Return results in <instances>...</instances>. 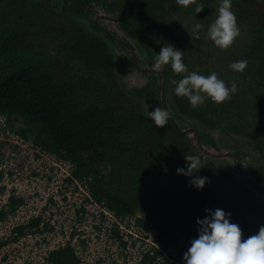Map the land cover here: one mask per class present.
Here are the masks:
<instances>
[{"label":"trees","instance_id":"16d2710c","mask_svg":"<svg viewBox=\"0 0 264 264\" xmlns=\"http://www.w3.org/2000/svg\"><path fill=\"white\" fill-rule=\"evenodd\" d=\"M85 1L66 0L69 3L66 10L82 17ZM194 1L185 6H192ZM130 2L118 26L136 42L152 34L163 15L177 14L181 8L178 0ZM123 3L118 0L114 6L122 8ZM258 3L255 7L248 0H231L238 23L246 25L250 35L247 49L238 59H246L248 63L237 73L236 91L223 102L206 98L195 108L188 99L183 101L177 95L168 102L166 86L170 73L164 71V107L170 114L182 115L212 129L230 131L245 128L240 120L245 113L264 122V3ZM203 8L194 13L209 18L212 12ZM38 17L37 7L26 11L18 0H0V116L8 121H21L23 127L17 133L22 139L69 163L67 181L82 184L88 201L106 209L117 220L136 212L141 215L135 222L147 232L155 233L154 246L136 264H160L159 260L168 251L178 250L181 254L180 240L189 241L198 235L196 218H203L208 208L230 212V222L242 229V239L264 225L263 206L241 179L213 160L203 163L196 173L208 177L202 189L178 179L163 191L151 190L149 184L160 182L167 168L164 132L144 116L139 103L132 102L115 84L110 45L86 35L75 23L68 30L61 25L42 29ZM41 32L60 39L59 51L64 58L79 62L80 74L70 68L60 71L52 65L57 57L36 45L37 34ZM160 90L161 86L151 82L140 89L137 97L161 106ZM169 118L172 124L164 125L167 132L183 137L185 134L175 132L173 126L179 127ZM236 121H240L238 126ZM199 141L204 143L202 136ZM262 143L256 142L254 148L264 160ZM256 178L258 185L247 180L260 195V187L264 189V168L257 170ZM10 201L9 212L20 203L14 198ZM6 214L0 210V221ZM40 221V218L31 219L15 231L23 236ZM46 259L48 264H79L70 244L50 251ZM162 260L176 264L173 260Z\"/></svg>","mask_w":264,"mask_h":264},{"label":"rangeland","instance_id":"374dc122","mask_svg":"<svg viewBox=\"0 0 264 264\" xmlns=\"http://www.w3.org/2000/svg\"><path fill=\"white\" fill-rule=\"evenodd\" d=\"M102 1L107 4L112 2V0ZM248 1L255 7H258V2L264 3V0ZM197 4H202L212 12V15L209 18L198 17L194 13ZM219 4L220 0H195L192 6L181 4L177 14L163 15L155 31L143 36L139 42L129 40L116 23L104 20L105 18L98 19L96 16L103 14L100 8L84 23L90 26V23L97 18L99 25L104 26L119 40L129 42L128 45H121L116 40L111 42L106 40L104 35H98L110 45L115 84L132 98V102L139 103L142 109L146 102L150 106L148 110L152 111L160 106L159 103L151 105L143 98H138L137 94H140V89L151 82H155L156 86L160 87L162 79L159 74L142 69H152L153 57L168 43L183 50L182 60L189 72L196 71L205 76L216 72L227 86L231 87L233 82L238 85V72L230 65L243 55L250 35L247 26L237 21L240 32L233 43L226 49L216 46L208 38L207 30L218 14ZM184 8L186 11L183 10ZM231 9L236 15L235 6L231 5ZM52 12L51 20L47 21L48 27H57L61 23L68 29L73 25L71 21L69 22L68 16L59 13L58 6L55 5ZM114 15L118 14L114 13ZM197 23L201 25V28L196 30L199 35L193 36V26ZM37 39L36 45L39 48L48 55L57 57L52 64L56 69L63 71L70 68L73 72H78L77 74L82 72L81 65L74 58L63 57L59 51V38L46 33L42 34V37L37 34ZM161 71L170 73L166 86L168 90L166 100L169 102L176 95L174 92L176 85L172 81L180 80L187 73H175L170 65L162 66ZM160 92L159 102H161ZM179 97L183 101L188 99L184 96ZM170 117L181 131L195 129L199 137H203L204 143L201 146L207 154L198 147L193 133L175 137L167 132L165 126H156L164 132L163 137L167 145L164 160L167 168L160 182L149 184L151 190L163 191L178 179L190 181V177L176 172L178 167L186 166L185 155H199L201 165L213 160L240 179L235 160V156H238L236 152L242 154L238 158L244 176L258 185L256 172L259 168H264V160L254 147L258 141H262L264 146L262 120L245 113L240 119L245 124V128L230 131L221 128L212 129L182 115L172 113ZM235 123L238 126L240 121ZM21 127H23L21 121H8L0 116V210L7 212L5 218L0 221V244L5 243L3 246L0 245V264H48L46 258L49 252L67 244L74 248L79 264L139 262L141 256L154 246L155 235L153 232H147L144 226L136 224L135 218L141 215L136 212L133 216L117 220L106 209L88 201V193L82 184L67 181L71 165L57 156L40 151L30 140L22 139L17 133ZM225 152H232L233 155L221 158H212L208 155H222ZM260 190V196L264 198V189L260 187ZM10 198L19 200L20 203L9 212V206L12 205ZM252 201L255 203L254 200ZM34 218H40V224L28 229L23 236H19L15 229L20 225L29 224ZM190 241L181 239L179 248L183 252L179 254L178 250L168 251L164 253L162 259L184 264L183 254L190 246ZM162 259L159 260L160 264H167Z\"/></svg>","mask_w":264,"mask_h":264},{"label":"clouds","instance_id":"9594fccd","mask_svg":"<svg viewBox=\"0 0 264 264\" xmlns=\"http://www.w3.org/2000/svg\"><path fill=\"white\" fill-rule=\"evenodd\" d=\"M179 3L188 5L190 0H178ZM202 4H197L195 12H200ZM217 16L209 25L207 36L221 49L229 47L239 35L240 29L237 18L231 9V0H220ZM199 23L193 26L192 35L198 36ZM183 50L171 43L160 48L159 53L153 57L151 65L153 71H160L162 66L170 65L175 73H187L180 80H173L174 92L177 96L188 98L192 107H198L206 98L220 103L236 91V84L231 87L220 79L216 72L205 76L196 71L189 72L187 65L182 60ZM246 59L235 60L230 67L243 71L247 66ZM203 93V94H202ZM145 102V116L149 117L155 126H164L169 122L170 113L166 107L157 106L149 111ZM186 166L178 167L177 174L190 177V184L197 189H202L208 177L194 175L202 168L199 155H185ZM203 218L197 217L198 235L190 241V246L183 254L184 264H264V225L259 230L242 239V229L237 223L230 222L231 213L221 208L205 209Z\"/></svg>","mask_w":264,"mask_h":264},{"label":"flooded vegetation","instance_id":"af4514ba","mask_svg":"<svg viewBox=\"0 0 264 264\" xmlns=\"http://www.w3.org/2000/svg\"><path fill=\"white\" fill-rule=\"evenodd\" d=\"M18 1L21 2V4L26 7V11L30 10V8H33V7L39 8L38 22L40 23L41 25L40 27L42 29L43 28L46 29V27H48L47 21L51 20V17L53 14L52 10L54 9V6L56 5L58 6L59 13L61 15L68 16L69 22L71 21L72 23H75L77 26H79L85 32L86 35L101 39L98 35L102 34L105 36L106 40L108 41L115 42L116 40L121 45L122 44L128 45L129 43V42H125L126 40H119V38H117L116 35L110 33L108 30L104 28V26L99 25L98 19L105 18L104 20H109L113 24L116 23L118 25L121 17L125 15L127 9L129 8L131 0H123L124 3H123L122 8L114 6V3L117 2L118 0H112V2L109 4L103 2L102 0H86L84 4L82 5L83 6L82 10L84 12L83 13L84 16L82 17H75L66 10L65 6H68L67 4H69L66 2V0H18ZM32 5H36V7ZM98 8H100V11L102 10L103 14L101 15L98 14L96 16L98 19L96 18L93 22L90 23V26H87L86 23H84V21L86 22L87 20H89V17L92 14L97 13L99 11ZM114 13L118 15L115 16ZM60 25L64 27V29H66V27L63 24L60 23L58 26ZM28 31H31V30H28ZM42 34L44 33L41 32L39 34V37H42ZM128 39L132 40L131 38H128Z\"/></svg>","mask_w":264,"mask_h":264},{"label":"water","instance_id":"95a60500","mask_svg":"<svg viewBox=\"0 0 264 264\" xmlns=\"http://www.w3.org/2000/svg\"><path fill=\"white\" fill-rule=\"evenodd\" d=\"M143 71H146V72H151V73H159L161 78H162V85H161V92H160V96H161V107H164L165 106V102H164V99H165V92H164V89H165V76L163 74V71H153V69H149V68H144L142 69ZM169 123H171V120L169 118ZM172 124V123H171ZM173 126V125H172ZM175 132L177 134H187V133H193L195 136H196V140H197V145L198 147L205 152V150L202 148L201 146V143L199 141V135H198V132L195 130V129H187V130H179L177 129L175 126H173ZM207 154V152H205ZM210 157L212 158H221V157H226L228 155H233L232 152H225L223 153L222 155H216V154H208ZM235 160H236V163H237V166H238V174H239V177L240 179L244 182V185L246 188H248L251 193L253 194V196L258 200V202L263 206V209H264V199L262 196H260L257 192H255L250 183L248 182L247 178L244 176L242 170H241V167H240V164H239V158L238 156H235Z\"/></svg>","mask_w":264,"mask_h":264}]
</instances>
